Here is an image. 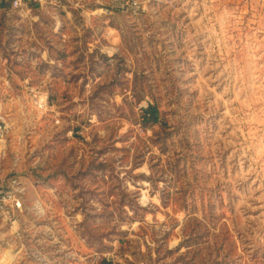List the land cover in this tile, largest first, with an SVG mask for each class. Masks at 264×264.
Listing matches in <instances>:
<instances>
[{"label":"rangeland","instance_id":"obj_1","mask_svg":"<svg viewBox=\"0 0 264 264\" xmlns=\"http://www.w3.org/2000/svg\"><path fill=\"white\" fill-rule=\"evenodd\" d=\"M141 1L0 14V264H264V0Z\"/></svg>","mask_w":264,"mask_h":264},{"label":"built area","instance_id":"obj_2","mask_svg":"<svg viewBox=\"0 0 264 264\" xmlns=\"http://www.w3.org/2000/svg\"><path fill=\"white\" fill-rule=\"evenodd\" d=\"M44 4L45 0H0V14L7 6L12 11H31L32 6L43 7ZM114 8L133 16H139L145 11L141 0H116ZM9 133V123L0 110V155H4L8 149ZM25 190L24 184L18 177L8 181L0 178V227L17 223L18 217L24 210Z\"/></svg>","mask_w":264,"mask_h":264},{"label":"trees","instance_id":"obj_3","mask_svg":"<svg viewBox=\"0 0 264 264\" xmlns=\"http://www.w3.org/2000/svg\"><path fill=\"white\" fill-rule=\"evenodd\" d=\"M6 9H8V6L6 7ZM142 119H143V122L145 124L150 123V124L154 125V124L160 123L161 122L160 121V111L158 109V106L153 105V104L148 105V108L143 111ZM104 263L105 264H113V262L111 260H108V259H105Z\"/></svg>","mask_w":264,"mask_h":264}]
</instances>
